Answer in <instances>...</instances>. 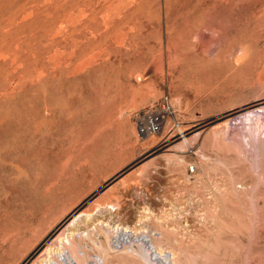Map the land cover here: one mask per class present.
<instances>
[{
	"label": "rangeland",
	"instance_id": "obj_1",
	"mask_svg": "<svg viewBox=\"0 0 264 264\" xmlns=\"http://www.w3.org/2000/svg\"><path fill=\"white\" fill-rule=\"evenodd\" d=\"M261 126L264 0H0V264H264Z\"/></svg>",
	"mask_w": 264,
	"mask_h": 264
},
{
	"label": "built area",
	"instance_id": "obj_2",
	"mask_svg": "<svg viewBox=\"0 0 264 264\" xmlns=\"http://www.w3.org/2000/svg\"><path fill=\"white\" fill-rule=\"evenodd\" d=\"M172 116V110L167 97L147 106L143 112L135 117V125L140 136H148L154 133H160L166 123V119ZM174 123L170 130L179 129V123L173 119ZM193 167H190V171Z\"/></svg>",
	"mask_w": 264,
	"mask_h": 264
},
{
	"label": "bare ground",
	"instance_id": "obj_3",
	"mask_svg": "<svg viewBox=\"0 0 264 264\" xmlns=\"http://www.w3.org/2000/svg\"><path fill=\"white\" fill-rule=\"evenodd\" d=\"M218 23L217 22H215V23H211L210 25H209V27H208V30L209 31H211V32H216L217 33V36H216V38L215 39H217V38H219L222 34H223V32L221 31V29L219 28V27H217L218 25H217ZM211 39H213V38H211ZM139 78V77H138ZM251 123V122H250ZM135 127H136V125H135ZM258 127V126H257ZM264 127V126H263ZM260 128V127H259ZM261 128H262V126H261ZM263 129V128H262ZM262 129H260V131L262 130ZM136 130H137V127H136ZM264 130V129H263ZM262 130V131H263ZM259 131V129H257L256 128V130L253 132V134H254V137L255 138H260V136H262V134H263V132H262V134H261V132ZM137 133H138V131H137ZM157 133H154V134H151V135H148V136H152V135H156ZM159 134V133H158ZM242 134V133H241ZM250 134V133H249ZM252 134V133H251ZM138 135H139V133H138ZM260 135V136H259ZM148 136H143V137H148ZM242 136H244L245 137V135L243 134ZM247 136V135H246ZM249 136H253V135H248V137H247V140H244L245 142H246V145L249 147V145L251 146V147H249V148H252V147H260L259 145L258 146H256L258 143H257V139L255 140V142L253 141V144L251 145V138L249 137ZM237 137H238V135H237ZM239 138V137H238ZM243 138V137H242ZM255 138H253V139H255ZM262 138H264V137H262ZM243 139H245V138H243ZM249 139V140H248ZM260 140H261V138H260ZM260 140H258V142L260 143ZM238 141V140H237ZM250 141V142H249ZM183 142H184V144H186V145H188L189 144V140L185 137V138H183ZM243 142V141H242ZM245 142H243L244 144H245ZM249 144V145H248ZM246 147V146H245ZM248 147H246L247 149H249ZM253 149V148H252ZM254 150V149H253ZM125 233H127V232H125ZM127 235V234H126ZM128 236V235H127ZM150 237V236H149ZM126 238V237H125ZM129 238V237H128ZM152 239H153V237H150V241L148 242H146L145 240H141L140 241V243L142 244L141 245V252H142V258L144 259V261H146V262H149V264H154L155 262L154 261H157V260H160L159 259V257L158 256H155V257H153V252L151 251V247H150V245L148 246V243H150L152 246H154L153 245V242H152ZM122 240V239H121ZM155 247V246H154ZM66 252V251H65ZM68 255H70L68 252H66ZM158 253V255L160 254L161 256H163V258L166 260L167 258H168V255H162L160 252H157ZM169 254V253H168ZM159 255V256H160ZM70 257V256H69ZM98 257H100L99 258V260L101 259V256H98ZM162 258V259H163ZM172 258V257H171ZM171 258H170V261H171ZM103 259V258H102ZM102 259H101V262H102ZM161 259V260H162ZM95 263L94 264H99V262H98V260L97 259H95V261H94ZM88 264V263H87Z\"/></svg>",
	"mask_w": 264,
	"mask_h": 264
}]
</instances>
